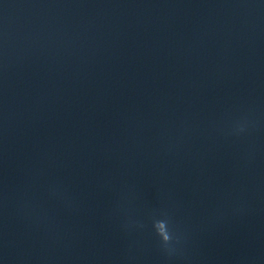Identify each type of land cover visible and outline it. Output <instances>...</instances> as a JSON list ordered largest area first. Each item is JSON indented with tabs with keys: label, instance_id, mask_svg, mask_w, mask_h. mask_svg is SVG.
<instances>
[{
	"label": "water",
	"instance_id": "obj_1",
	"mask_svg": "<svg viewBox=\"0 0 264 264\" xmlns=\"http://www.w3.org/2000/svg\"><path fill=\"white\" fill-rule=\"evenodd\" d=\"M0 264H264V0H0Z\"/></svg>",
	"mask_w": 264,
	"mask_h": 264
},
{
	"label": "clouds",
	"instance_id": "obj_2",
	"mask_svg": "<svg viewBox=\"0 0 264 264\" xmlns=\"http://www.w3.org/2000/svg\"><path fill=\"white\" fill-rule=\"evenodd\" d=\"M156 228V227H155ZM158 234L161 236L162 240L165 242V244L170 240V236L168 231L166 230L165 232L161 233L158 229H157Z\"/></svg>",
	"mask_w": 264,
	"mask_h": 264
}]
</instances>
